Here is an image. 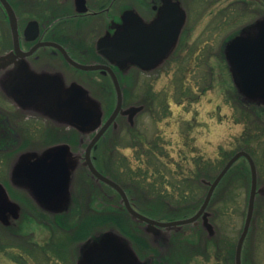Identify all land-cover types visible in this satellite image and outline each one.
<instances>
[{"label": "rangeland", "instance_id": "374dc122", "mask_svg": "<svg viewBox=\"0 0 264 264\" xmlns=\"http://www.w3.org/2000/svg\"><path fill=\"white\" fill-rule=\"evenodd\" d=\"M36 1L42 2L43 8L47 5L46 0ZM41 6L33 10L34 15H42ZM19 8L24 27L32 19L33 13L27 12L28 9L32 11V7L28 3H21ZM203 8L195 3L194 19L198 16L197 10ZM255 21H264V0H210L205 23H189L188 30L191 34L188 41L184 40L180 46L181 56L150 74L131 71L130 80L127 79L125 87H121L124 109L140 107L141 111L132 119L128 115L119 116L111 128L109 140L101 143L98 150L96 149L101 140L97 143L92 156L97 157L98 165L104 171H111L109 164L119 160L121 155L127 158L131 168L128 176L139 175V167L143 169L145 165L142 168V161L138 159L137 153H145L147 148L142 151L133 146L134 135L130 133L128 125H136L134 133L139 132L146 145L156 140L163 145L161 149L168 155L161 158L156 169L161 167L160 163L162 169L165 166L170 171H176L178 167L183 170L193 169L196 168L195 160L199 158L204 163L215 162L217 165L213 168L214 172L219 167L222 170L227 164L222 167L224 156L232 158L242 150V136L245 133V124L238 122L240 111L238 113L233 106L236 100L244 99V96L236 89L230 67L223 58H228L227 50L234 41L254 34L253 30L258 24ZM100 35L98 32L95 34L92 45ZM4 47L9 49L10 44L5 46L4 43ZM65 76L66 80H61L60 91H49L46 96L50 100V106L44 108L42 104L43 107H37L35 114L38 118L28 120L32 126L19 129L21 142L15 149L18 154L13 157L18 159L20 167L22 163L33 161L60 145H68L72 152V178L68 190L49 204L27 201L26 195L32 198L33 195L26 182L21 183L20 171L17 172L22 188L19 187L18 192L13 194L19 197L21 203L25 202L34 215L29 218L31 220L24 218L22 225L23 234L30 237V242L42 243L49 228L50 242L66 250L67 260L74 258L76 252L82 254L80 264H89L98 252L109 249L111 245L117 250L113 251V264H158L156 252H164L165 246L170 243L176 252V261L182 260L185 263L193 252L205 254L203 247L191 249L188 241L207 242L209 237L210 256H200L192 264H224L216 259L219 254L222 260H228L225 264H236V248L248 212L251 181L246 189L241 181L234 180L235 195L223 197L221 204L208 211L207 217L202 218L198 224L199 231L194 234L187 228L151 229L147 224L132 219L126 210L122 212L127 215L115 216L121 220L114 222L112 217L118 213L116 210L119 208L111 202L119 200L124 208L121 197L110 191L107 194L105 188L92 180L85 164L86 149L98 129L82 134L70 123L69 112L58 111L54 103L56 99L65 97L72 87L79 85L85 89V101L98 112L102 124L116 107V89L99 72H75L67 68ZM43 109L46 110L45 115ZM81 142L85 143L82 148L79 147ZM114 146L118 150L112 158L109 152ZM143 162H146L144 157ZM10 163V159L5 162L4 171ZM259 165L263 184L260 185L259 200L244 246V264H264V165L261 161ZM144 173V170L141 171V175ZM214 180L205 179L206 182ZM106 194L108 198L104 197ZM142 203L140 205L143 207H157V202ZM61 212L71 213L67 230L60 226L64 216ZM85 224L87 227L82 231V225ZM116 225L128 236L116 228ZM84 233H88L86 239H82L85 238ZM175 234L178 235V241H175ZM212 239L216 241L212 242ZM26 242L28 241L19 243ZM214 243L218 244V248Z\"/></svg>", "mask_w": 264, "mask_h": 264}, {"label": "flooded vegetation", "instance_id": "af4514ba", "mask_svg": "<svg viewBox=\"0 0 264 264\" xmlns=\"http://www.w3.org/2000/svg\"><path fill=\"white\" fill-rule=\"evenodd\" d=\"M7 1L17 17L20 48L24 54L19 56L15 51L10 19L0 2V60L8 57L7 64L0 66V264H80L82 254L72 252L74 258L67 260L66 250L50 242L49 228L47 237L42 243L30 242V237L23 234L24 218H33L34 215L30 211L31 208L26 206L25 202L21 203L19 197L13 194L21 187L18 171L21 174V183L26 182L25 184L28 185L21 167L23 163L19 167L18 159L13 158L18 154L15 153V149L21 142L19 129L32 126L28 120L37 117L35 114L37 107L50 106V100L46 96L49 91H60L61 80H66L67 68L75 72L90 73L69 63L61 48L79 64L109 65V62L98 54L96 44L103 37H112L122 23H138L141 38L144 43H149L152 54H155L162 44L168 45L173 42L179 23H183L178 39L168 56L154 70L146 71L133 65L124 69L112 66L120 86L124 88L127 79L130 80L132 76L131 71L138 70L143 74H150L160 70L166 63H173L175 58L181 56L180 46L184 40L188 41L191 34L188 30L189 23H205L210 0H86L88 10L85 13L77 11L76 0H46L45 8L41 6L42 2L39 3L36 0ZM21 3H28L32 11L29 9L26 11L33 13L34 16L24 27L21 24L22 16L19 8ZM195 3H198L199 7H204L202 10H199L200 8L197 10V19H194ZM40 6L43 8L42 15L35 14V16L33 10H37L36 8ZM31 21L37 22V31L31 30L26 36L25 31ZM255 22L258 23V21ZM256 28L257 26L253 33L256 32ZM97 32L101 35L92 45V38ZM4 43L5 46L7 43L10 44V48H5ZM223 59L230 67L236 89L240 91L230 59L226 56ZM95 72L109 79L114 87L109 73L103 74L101 70ZM262 104L264 100L244 98L236 100L233 106L243 108ZM44 112H46L45 109H43L45 115ZM57 128L61 129L59 126ZM84 144L81 142L79 147L82 148ZM93 158L95 159L92 156V160ZM9 159L11 163L4 171L5 162ZM92 179L97 182L94 178ZM29 190L33 198L26 195L27 201L46 205L35 196L30 187ZM70 214V212H61L64 216H71ZM202 218L188 224V231L197 233L200 229L198 224ZM174 236L175 241H178V235ZM207 239V242L200 240L189 243L188 241L191 249L203 247L205 251V254L193 252L187 259L188 264H192V261L200 256H210L208 245L211 239L209 237ZM20 241L28 242L19 243ZM213 241L216 240L212 239ZM221 257V254L216 255V259L225 264L228 260L224 259V261ZM243 262L244 259H242Z\"/></svg>", "mask_w": 264, "mask_h": 264}, {"label": "water", "instance_id": "95a60500", "mask_svg": "<svg viewBox=\"0 0 264 264\" xmlns=\"http://www.w3.org/2000/svg\"><path fill=\"white\" fill-rule=\"evenodd\" d=\"M5 8L12 28L14 46L16 53L23 56L20 48L19 31L17 27V17L14 10L7 0H0ZM77 11L79 13L87 12L86 0H76ZM183 23H179L178 32L168 45L162 44L161 48L155 54H152L148 42L144 43L138 31V23H122L118 26L115 34L106 36L97 42V52L103 56L109 65H83L73 61L64 49L61 48L68 62L78 69L85 71L101 70L103 74L109 73L115 85L117 94V104L104 124L99 121L98 112L90 107L86 101L85 89L79 85L72 87L65 97L56 99L54 106L58 111H68L70 123L82 134H89L97 130L94 138L90 141L86 153L85 164L92 176L100 182L112 187L120 196L121 202L129 215L139 223L147 224L151 229H173L191 224L201 217H207V207L214 195V192L232 166L241 158L247 159L251 169V191L248 202V212L236 249V264H242V251L245 240L250 231L252 219L255 212V205L258 194L261 190L258 188V170L253 157L247 151L237 152L227 162L225 167L218 174L213 182H206L209 185V191L199 211L192 217L177 221H158L152 219L135 209L125 190L115 181L103 175L94 165L91 157L93 148L96 147L99 140L106 131L116 123L119 115H128L131 119L141 111V108L132 107L124 109V95L118 78L112 69L116 66L124 69L128 66H137L146 71L157 68L168 56L172 46L177 41ZM38 24L31 21L25 31H37ZM256 32L252 35H246L238 38L228 48L227 54L234 70V77L240 87V93L249 100H264V21L258 23ZM7 58L0 60V66L7 64ZM72 152L68 145H60L47 151L43 156L22 164V171L28 186L32 192L41 200L49 204L60 198L67 192L72 178L71 166ZM113 251H117L110 245L109 249H104L97 253V256L89 264H113L115 262Z\"/></svg>", "mask_w": 264, "mask_h": 264}, {"label": "trees", "instance_id": "16d2710c", "mask_svg": "<svg viewBox=\"0 0 264 264\" xmlns=\"http://www.w3.org/2000/svg\"><path fill=\"white\" fill-rule=\"evenodd\" d=\"M236 111H240V113L238 112L240 117H237L240 119L238 122L245 124V133L242 136V140L244 141L242 150L247 151L254 158L258 168V183L260 186L263 183L260 176L259 161L264 165V106L251 105L240 109L237 108ZM135 127L136 125H128L130 133L134 135L132 139L135 140V145L133 146L135 149L138 147L142 151L147 148L145 153H137L138 159L142 161V168L143 165H145V168L143 169L139 167V175L131 174L128 176V173L131 172V168L128 164L127 158L122 157L121 155L119 160H114V162L110 160L115 164L114 166L112 163L109 164L110 162L105 163V165L109 164L110 168H112L111 171H104L101 166L98 165L97 157L95 158L96 167L104 175L110 177L121 185L127 192L135 208L148 217L160 221H176L194 215L202 206L209 189V186L205 183V179L208 181L214 180L221 171L220 167L219 170L217 169L218 171L214 172L213 168L217 165L215 162L205 161L204 163L201 159L197 158L195 160L196 168L193 169L183 170L178 167L176 171H170L168 168L166 169L164 165L162 169L161 163V167L159 166L160 168L156 169L155 167L159 164L161 158L168 155L167 153H164L163 149H161L163 145L156 140L148 142L146 145L141 138V134L139 132L134 133ZM74 132L76 135L75 130ZM110 136L111 129L101 139L96 150H98L101 143L109 140ZM68 143L71 142L68 141ZM117 150L116 146L110 149L109 154L112 158ZM143 157L146 159V162H143ZM224 158V164L222 167H224L230 159L228 155L227 157L225 155ZM143 170L145 173L144 175H141V171ZM149 174H151V176ZM234 180L241 181L244 185L243 188H248L251 181V169L249 162L245 158H241L221 181L213 195L207 209L208 211L213 210L217 205L221 204L223 197L228 196L229 198V196L232 197L235 195V187L233 186ZM99 184L105 188L107 194H109V191L116 193L111 187L103 183ZM107 194L104 196L105 198H108ZM117 196L120 197L119 195ZM153 202H157L156 208L152 206L143 207L140 205L141 203L152 204ZM111 203H114V205L119 208L116 210L118 213H115L112 219L114 218V222H117L118 220L120 221L121 219H118L115 216L123 214L127 215L126 212H122L125 211V209L121 206L119 200ZM69 217V215L62 217L60 226L66 229V227H68ZM85 227H87L86 224L82 225V231ZM116 228L120 229L124 235L128 236L119 226L116 225ZM184 228H187V226ZM83 236H85V238L82 239H86L88 233H84ZM156 255V258H158V264H188L187 260L185 263H183L182 260L176 261V252L173 250L172 243L165 246L164 252L157 251Z\"/></svg>", "mask_w": 264, "mask_h": 264}]
</instances>
